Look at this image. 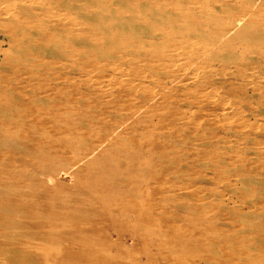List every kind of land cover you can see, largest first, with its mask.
I'll return each instance as SVG.
<instances>
[{"label": "bare ground", "instance_id": "obj_1", "mask_svg": "<svg viewBox=\"0 0 264 264\" xmlns=\"http://www.w3.org/2000/svg\"><path fill=\"white\" fill-rule=\"evenodd\" d=\"M150 8L149 0H0V22L10 46L20 47L15 79L9 80L7 91L16 94L22 108L9 118L17 131L6 129L1 137L0 264H164L165 246L172 247L168 251L178 264H233L213 247L207 237L211 231L199 227L207 223L204 210L184 206L177 194L156 197L163 181L181 170L166 148H159L157 156L152 150L158 147L145 142V135L118 134L122 125L133 121L132 115L107 120L110 109L87 112L79 106L75 116L63 125V119L59 121L61 115L71 114V103L82 100L87 59L112 57L139 44L154 18ZM74 81L76 98L67 94ZM28 104L35 109L30 111ZM58 121L62 128L49 133ZM156 164L161 171L150 172ZM169 202L170 207L163 204ZM185 212L199 223L186 220ZM149 247L160 255H148L145 261L134 255Z\"/></svg>", "mask_w": 264, "mask_h": 264}, {"label": "rangeland", "instance_id": "obj_2", "mask_svg": "<svg viewBox=\"0 0 264 264\" xmlns=\"http://www.w3.org/2000/svg\"><path fill=\"white\" fill-rule=\"evenodd\" d=\"M255 1L149 0L151 13L156 16L150 18L141 42L112 57L87 59L82 100L71 103V114L59 118L63 125L75 116L79 106L87 112L110 109L113 113L107 120L132 115L133 121L122 125L118 134L145 135V142H154L158 149L166 148L181 170L163 181L162 193L156 197L168 199L177 194L184 206L204 210L202 218L207 223L199 227L211 231L207 237L213 247L221 249L233 264H264V0ZM8 36L0 22V149L5 130L18 129L12 118L22 112L20 99L7 91L12 86L9 80L13 83L15 79V60L20 50L19 45L10 46ZM75 82L67 87V94L74 98ZM27 106L30 111L35 109L31 104ZM59 121L49 133H58L62 128ZM158 149L152 150L157 156L161 150ZM149 170L159 173L161 166L156 164ZM170 203L163 204L170 207ZM182 215L194 225L199 223L186 212ZM194 230L198 233L199 229ZM165 248L168 249L162 253L167 260L164 264H178L168 251L172 247ZM151 254L160 255L152 247L134 252L141 261Z\"/></svg>", "mask_w": 264, "mask_h": 264}]
</instances>
